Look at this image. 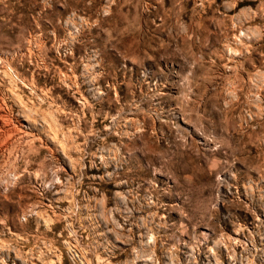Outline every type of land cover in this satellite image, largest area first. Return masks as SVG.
I'll return each instance as SVG.
<instances>
[{
  "label": "rangeland",
  "instance_id": "rangeland-1",
  "mask_svg": "<svg viewBox=\"0 0 264 264\" xmlns=\"http://www.w3.org/2000/svg\"><path fill=\"white\" fill-rule=\"evenodd\" d=\"M0 264H264V0H0Z\"/></svg>",
  "mask_w": 264,
  "mask_h": 264
},
{
  "label": "bare ground",
  "instance_id": "bare-ground-1",
  "mask_svg": "<svg viewBox=\"0 0 264 264\" xmlns=\"http://www.w3.org/2000/svg\"><path fill=\"white\" fill-rule=\"evenodd\" d=\"M11 75V74H10Z\"/></svg>",
  "mask_w": 264,
  "mask_h": 264
}]
</instances>
